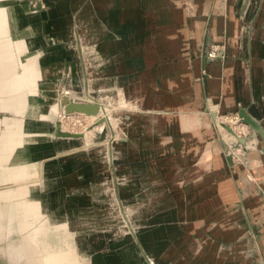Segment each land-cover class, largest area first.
I'll use <instances>...</instances> for the list:
<instances>
[{"label":"rangeland","instance_id":"1","mask_svg":"<svg viewBox=\"0 0 264 264\" xmlns=\"http://www.w3.org/2000/svg\"><path fill=\"white\" fill-rule=\"evenodd\" d=\"M0 1L7 7L3 17L0 10V54L12 47L18 34L25 41L18 51L0 59L11 63L9 72L0 73V89L22 77L19 93L36 98L26 106L12 103L4 108L3 100L12 91L0 93V264H95L94 255L109 248L100 264H223L224 259V264H252L251 253L260 254L264 264V231L242 226L250 219L261 223L260 207L245 202L264 204V180L253 170L255 162L249 158L257 141L252 138V145L243 142L252 128L238 110L218 113L212 93L204 85L214 70L224 79L233 59L239 57L249 65V55L241 58L232 49L231 14L224 0V23L220 30L217 23L214 25L213 39L207 38V32L211 18L220 15L219 7L214 6L216 0L209 4L204 0L168 3L169 15L163 20H159L163 4L157 0ZM238 1H247L238 14L239 38L245 51L252 38L264 39V26L260 27L264 22L258 19L264 4L260 0ZM255 1V13L248 21ZM201 19L198 32L196 29L193 37L189 36V28L183 24L190 20L194 25ZM179 40L184 43L178 49L180 57L169 54L164 60L187 62L190 83L199 84L198 96L191 94L190 98L200 108L189 103L184 84L155 69L157 59L163 58L158 48L164 45L172 51ZM22 56L25 59L19 63ZM49 60L58 61L47 65L53 74L42 72L40 67ZM194 62L197 74L191 71ZM62 98L98 101L103 112L91 117L65 112ZM172 114L182 122L170 136ZM203 119L202 128H212L217 138L216 149L208 151L222 155L220 170L229 177L235 195L218 203L213 196L217 182L213 185L209 176L212 166H202V172L193 174L195 167L188 165L186 149L176 150L198 139L199 130L193 124L200 126ZM72 134L81 137L62 138ZM66 139L72 140L69 148L54 144ZM262 149L264 146L258 147L259 152ZM189 153L198 151L190 149ZM208 157L209 153L203 159ZM159 160H165L167 167ZM257 163L264 165V160ZM245 173L252 175L256 185L252 191L258 199H246L251 191L249 183L242 188ZM31 197L42 201L37 210L24 205ZM77 204L78 212L74 209ZM68 208L72 210L67 212ZM59 210H65L62 217ZM64 212H72L66 216L67 222ZM57 213L65 217L64 222ZM52 215L57 220L49 223L55 220L50 219ZM85 217L87 221H83ZM69 219L84 224L76 221V225ZM88 221L95 227L85 228ZM119 226L123 227L120 231ZM87 232L92 233L88 236ZM31 233L35 238L25 239L24 235ZM79 235L84 239L87 235L94 243L79 238L83 243L80 247L88 244L94 250L86 246L85 252L79 249L84 255L76 251Z\"/></svg>","mask_w":264,"mask_h":264},{"label":"crops","instance_id":"2","mask_svg":"<svg viewBox=\"0 0 264 264\" xmlns=\"http://www.w3.org/2000/svg\"><path fill=\"white\" fill-rule=\"evenodd\" d=\"M206 3L209 4L210 0H204ZM227 6L228 11L231 14L230 15V33L232 34V49L235 54H238L241 56V58H247L248 55L250 57L249 59V65L246 63V61H241V59L238 57V59H233L231 65L228 66V72L226 73V77L222 79L218 76V72L216 70L213 71L212 77L210 79L205 80L204 85L205 88L208 89L212 93L213 101L216 103L219 112H225L226 110H238V113H242L243 111L241 108L245 109L250 115H252L255 119L258 120V122L264 127V39L261 37L259 39H253L251 34V45L247 46V49L245 51L241 47V41H240V35L238 30V24L239 20L241 19V15L238 16L240 13V9L242 5H246L243 3L244 1H238V0H224ZM259 1V0H257ZM253 8V11L251 15L248 18V21L250 18H252V15L255 13V7L256 3ZM262 1V5L264 4V0ZM222 0H216L214 6L219 7L220 9V15L216 18H211L208 32H207V38L213 39L214 38V25H218L219 30L222 28L224 23V9L221 8ZM247 6V5H246ZM226 10V9H225ZM258 19L262 20L264 22V13H258ZM203 19L197 21L193 24L190 23V20H187L183 25H186L189 28V36L193 37L195 34V30L199 29V26L201 24ZM247 21V23H248ZM264 26V23L260 26ZM182 32H184V29H181ZM258 31V30H256ZM253 33V32H252ZM186 34V33H185ZM247 37V35H246ZM180 44L178 47L173 48L171 51L170 48H164V45H161L159 50L163 53V58L157 59L156 62H158V68L161 72H163L169 80H177L180 82V84L185 85V89L188 93V100L189 103H195L196 108H200V104L195 100L190 98L191 94L192 96H198L199 91V84L194 83L191 84L189 81L190 73L186 70L185 66L187 62L185 61H179L177 63L167 62L164 60V58H168L169 54L174 55L175 57H180V54L178 53L179 48H183L184 43L180 41ZM247 43V41H246ZM230 51V50H229ZM237 55V56H238ZM162 67H164V70H162ZM194 74L198 73V65L197 62L193 63V67L191 70ZM251 80V82H250ZM168 82V80H167ZM169 83V82H168ZM194 115V114H193ZM220 115V114H219ZM219 115H217L219 117ZM195 118V115H194ZM204 118V115H203ZM196 120V119H195ZM170 122H171V131L169 135H173V132L175 130H178V127L181 126L182 118L179 117L177 114H172L170 116ZM196 121H194L195 123ZM204 119L202 120V123H200V126H196V124H193L194 127H196L198 132V139L195 141L188 142L187 144H184L182 147L176 149L179 151L182 148L186 149V159L188 162V165L195 167L194 173L197 174V172H202L203 167H205L207 164L212 166V171L209 176H211L213 180V185H216L215 182H217V190L213 192V196L217 197V203L220 200H228L229 198H234V191L231 186V182L229 180V177L227 174H223L220 170V167L224 165V159L221 154L218 152H212L208 151L209 149H216L217 144V138L214 134V131L212 128L210 130H205L202 128ZM180 128V127H179ZM220 132L224 133L222 129H220ZM252 138H255L257 141L256 147L254 146V149L251 150V155L249 156L251 162L253 163V170L261 175V178L264 180V165L259 164L256 162H261L264 160V149H262L260 152L258 151V147L264 146L262 140L258 138L255 134H252V136L249 137V139L246 141L248 144L251 145L250 140ZM175 146V143H173ZM192 149L193 151L197 150V154H191L189 153V150ZM209 153V160L203 159L205 155ZM160 165H164V167H167V164L165 160H159ZM203 166V167H202ZM202 167V169H201ZM176 170V169H175ZM177 171V170H176ZM218 176L221 178V180H218ZM177 177V176H176ZM204 178V177H203ZM220 183L223 184V186H220ZM244 183H249L250 185V191L247 195L246 199L251 196H255L257 198V195L252 190L256 187L253 177L250 173H245V179L242 182V188L244 187ZM222 187V188H220ZM200 191L203 190V186L200 187ZM209 190H211L209 186ZM215 193V194H214ZM212 197V196H210ZM258 199V198H257ZM246 204L251 207H256L257 205L260 207L261 210V223L255 222L252 219H250L249 222L242 225L243 228L247 229H253V228H259L261 231H264V204L260 205V203L255 202L252 204H249L245 200ZM184 209L186 208V203L184 201L183 204ZM211 209V208H210ZM250 214H254V212L249 208ZM208 211V210H207ZM206 211V212H207ZM205 212V213H206ZM190 219V218H187ZM221 244L219 248L220 250L223 248ZM250 254L253 259L251 261L252 264H262V256L260 254ZM221 255V254H219ZM211 257V255H210ZM254 260V261H253ZM225 259L223 260L224 264Z\"/></svg>","mask_w":264,"mask_h":264},{"label":"bare ground","instance_id":"3","mask_svg":"<svg viewBox=\"0 0 264 264\" xmlns=\"http://www.w3.org/2000/svg\"><path fill=\"white\" fill-rule=\"evenodd\" d=\"M157 1H159V2H162V6L160 7V14H159V16H160V18L161 19H159V20H163L164 18H166V16L167 15H169V9H168V3H171V4H177L178 3V1L179 0H157ZM11 2H16V1H11ZM59 9V8H58ZM0 10H1V16L6 12V10H7V7L5 6V4H4V2L3 1H0ZM3 17V16H2ZM15 19H17V18H15ZM14 19V20H15ZM10 23V22H9ZM5 29H8L9 27H7V26H3ZM167 27H169V25H167ZM167 29H170V28H167ZM1 31V30H0ZM1 34V33H0ZM70 35V34H69ZM24 40L19 36V34L14 38V39H12V47L9 49H5L4 50V53H2V54H0V59H4V57L6 56V55H9V54H11V53H13L14 52V50L16 49H19V48H21V46H23L24 45ZM16 44V45H15ZM40 44H42V42H40ZM2 51V50H1ZM18 51V50H17ZM15 53V52H14ZM23 59H25L23 56L21 57V58H18V62L19 63H21L22 61H23ZM75 61V60H74ZM58 61L57 60H49L48 62H42V64L40 65V67H41V69H42V72H48V74H53L54 73V71H49L48 69H47V65H51V66H53V65H55L56 63H57ZM18 63V64H19ZM10 65H11V63H9V62H6V61H2V60H0V73L3 71V72H5V70H6V72H7V70L9 69V67H10ZM72 68H73V66H72ZM5 72V73H6ZM8 72H9V70H8ZM50 72V73H49ZM73 73V72H72ZM78 73V72H77ZM2 75V74H1ZM43 75V74H42ZM44 76V75H43ZM52 76V75H51ZM65 77V76H64ZM68 77V76H67ZM71 77V76H70ZM73 77H74V75H73ZM78 77V76H77ZM16 78V77H15ZM63 77L61 76V78L59 77V79H62ZM66 78V77H65ZM14 79V78H13ZM81 79V78H80ZM73 80H75V77H74V79ZM21 82H23V79H22V77L20 78L19 77V81H17V80H12V81H10V82H6L5 83V85L4 86H2V88L0 89V93H4L6 90H9V91H12V93H10L9 95V97H7L6 99H4L3 100V103H2V107H7V105H10V104H12V103H20V104H25L24 106H26L27 104H30V103H32V102H34L35 100H36V98L33 96V97H31V96H28V94L26 95V93L24 92V93H19L21 90H23V88H19V86H18V83H21ZM3 83V82H2ZM83 83V82H82ZM23 84V83H22ZM51 86H53V85H51ZM99 86V85H98ZM54 87V86H53ZM56 89V88H55ZM55 89H53V91H55ZM73 89H74V87H73ZM77 89V88H76ZM81 89V88H80ZM52 90V89H51ZM50 90V91H51ZM14 91V92H13ZM93 91V90H92ZM52 92V91H51ZM58 92V91H57ZM81 92V91H80ZM9 93V92H8ZM53 94V93H52ZM55 94H56V91H55ZM58 94V93H57ZM7 95V94H6ZM105 96V95H104ZM99 97V96H98ZM91 100L93 99V98H90ZM103 99V98H102ZM62 109H63V111H64V107H65V105H67V104H79L80 106H82V109H84V111H75V113H82V114H85L86 116H89V117H91V116H95V114H96V112H103V105H101L98 101L96 102V104L95 103H81V102H70V101H68L67 99H65V98H62ZM91 105H96V107L95 108H93ZM241 110L243 111L242 112V114L243 115H245L246 116V118L249 120V121H251V123H252V126H250V128H252L251 130H252V132L250 133V135H249V137L250 136H252V134H255L256 135V133H258L259 135L257 136V137H259L261 140H262V142H263V144H264V127L258 122V120L257 119H255L252 115H250L245 109H243V108H241ZM23 111H25V110H22V114H23ZM63 113V112H62ZM93 118V117H92ZM94 119V118H93ZM216 119L217 120H219L220 119V117H216ZM225 130H226V132L228 131V128H224ZM101 130V129H100ZM244 130L245 129H243L242 131L244 132ZM222 131H223V128H222ZM229 132V131H228ZM21 133V132H20ZM89 133V132H88ZM97 133V132H96ZM104 133V132H103ZM74 134H77V133H74ZM74 134H72V135H69V136H62V138H68V137H70V136H72V137H74V138H80L81 136H76V135H74ZM79 134V133H78ZM80 134H82V136L84 135L83 133H80ZM100 134V133H99ZM86 136H88L89 137V134L88 135H86ZM87 137V138H88ZM90 137H92V136H90ZM249 137L247 138V139H245V140H243V142L244 141H247L248 139H249ZM91 139V138H90ZM93 140V139H92ZM56 141V140H55ZM75 141V140H74ZM73 141V142H74ZM54 142V141H53ZM57 143H59V144H57ZM72 143V140L71 139H66V140H61V141H58V142H54V144L57 146V145H59L60 147L62 146V147H66V148H69L68 147V145L70 146V144ZM75 143V142H74ZM250 143H251V145L252 144H255V139H251L250 140ZM73 144V143H72ZM55 146V147H56ZM76 146H78V145H76ZM60 147H59V149H60ZM61 147V148H62ZM57 148H58V146H57ZM63 148V149H64ZM22 168H20V169H15V170H21ZM43 170H44V168H43ZM49 171H51V170H49ZM48 173V172H47ZM47 173L45 172V175H47ZM47 178V177H46ZM43 184H46V182L45 183H43ZM1 185V184H0ZM61 193V192H60ZM62 194V193H61ZM61 194L59 195V196H61ZM60 198V197H59ZM62 199L61 200H63V198H64V195H62V197H61ZM73 198V197H72ZM65 199V198H64ZM71 199V197H69V202L70 201H72V200H70ZM74 199V198H73ZM79 199V198H78ZM83 199V198H82ZM60 200V199H59ZM74 200H76V199H74ZM79 200H81V199H79ZM78 200V201H79ZM84 201V200H83ZM82 201V202H83ZM24 202V205H27V206H30L31 208L30 209H32V210H37V206L39 205V204H41V202L42 201H39L38 199H37V197H35L34 199L31 197V198H29V200H25V201H23ZM62 202H64L65 203V200L64 201H62ZM66 202H68V200H66ZM68 202V203H69ZM85 202V201H84ZM26 203V204H25ZM77 203V202H76ZM79 203V202H78ZM79 204H81V201H80V203ZM79 204H77V205H75V207H74V209L78 212V210L76 209V207L79 205ZM64 205V204H63ZM65 205H67V204H65ZM64 205V207H68V206H65ZM72 206H74V203L72 204ZM71 206V207H72ZM80 206V205H79ZM83 206V205H82ZM62 209H63V207H62ZM72 209H70L69 210V208H68V210H67V212L69 211H71ZM80 210H81V208H80ZM80 210H79V212H80ZM59 211H61V210H59ZM58 211V212H59ZM62 211H65V210H62ZM61 211V213H60V215H61V217H62V212ZM74 211V210H73ZM83 211V210H82ZM75 212V211H74ZM72 213V212H71ZM71 213H69V214H71ZM76 213V212H75ZM57 214H58V216H57ZM56 214V216L57 217H60V215H59V213H57ZM69 214H66L65 215V212H64V215H65V217L66 216H68ZM76 215V214H75ZM79 215V214H78ZM78 215H76V216H78ZM33 215L31 214V217H32ZM55 216V215H54ZM54 216L52 215L51 216V218L50 217H48V218H50V219H53L54 218ZM71 217H73L72 215H70ZM70 216H69V218H70ZM75 216V218H79V217H76ZM60 217V218H61ZM64 217V216H63ZM65 217L64 218H61V219H63L62 221L64 222V220H65ZM60 218H58V220L60 219ZM74 218V219H75ZM86 218V217H85ZM50 219H48V220H50ZM55 219V218H54ZM66 222L68 221V217H66ZM84 219V218H83ZM57 220V218L55 219V220H50L49 221V223L50 222H54V221H56ZM71 220H72V218H71ZM70 219H69V221H70V223L71 222H75V224L76 225H79V224H77L78 222H81V220L79 221H77V220H75V221H71ZM87 221V218L86 219H84L83 221ZM88 220L90 221V219L88 218ZM46 221V223H47V220H45ZM61 221V220H60ZM76 221H77V223H76ZM82 221V222H83ZM89 221H88V224H89V226H88V224H87V226L85 227L84 225L82 226V227H85V228H88V227H91L92 225H91V223H89ZM65 222V223H66ZM82 222H81V224L80 225H82ZM91 222H92V220H91ZM94 222V224L96 225H98V223H95V221H93ZM92 222V223H93ZM69 223V222H68ZM68 223H66V226H68ZM87 222H85V224H86ZM58 224H60V225H62V223L61 222H59ZM64 224V223H63ZM83 224H84V222H83ZM70 225H74L73 223L72 224H69V227H70ZM76 225H75V227H74V229L76 228L77 229V227H76ZM91 225V226H90ZM95 225H93V227H95ZM100 225V224H99ZM99 225H98V228H101V226L99 227ZM107 225H110V223L109 224H107ZM65 226V227H66ZM105 226V225H104ZM69 227H68V229H69ZM72 227V226H71ZM72 227V228H73ZM97 227V226H96ZM107 227H109V226H107ZM112 227V226H111ZM111 227H110V229H111ZM114 227H115V225H114ZM113 227V228H114ZM120 227V226H119ZM119 227H118V229H119ZM122 227V226H121ZM120 227V229H119V231L120 230H122V228ZM67 228V227H66ZM85 228H83L84 230H85ZM92 228V227H91ZM104 227H102V229H103ZM71 229V228H70ZM75 229V230H76ZM79 229V228H78ZM81 229V228H80ZM79 229V230H80ZM89 229V228H88ZM102 229H100L101 231H102ZM105 229V228H104ZM104 229H103V231H104ZM115 229H117V228H115ZM73 230V229H72ZM99 230V231H100ZM108 230V229H107ZM83 231V230H82ZM82 231H80V233L79 234H81L82 235V233L84 234H86V231H84V232H82ZM91 231H92V229H91ZM113 231H114V229H113ZM118 231V232H119ZM82 232V233H81ZM108 232V231H107ZM106 232V234H110V233H107ZM116 232V231H115ZM87 233H89V234H87L88 236L92 233H90V232H87ZM102 233V232H101ZM105 233V232H104ZM113 233V232H112ZM97 234V233H96ZM78 235V234H77ZM87 235L85 236L86 238L84 239L82 236H78V239L80 238V239H84L85 241H87V238H88V241L87 242H89V244H90V242L91 241H89V237H87ZM95 235V234H94ZM99 235V234H98ZM102 235H104V236H106L105 234H103L102 233ZM37 236V235H36ZM84 236V235H83ZM24 237H25V239H27L28 240V238L30 237V238H33L34 236H33V234L31 233L29 236L28 235H24ZM75 237H77V236H75ZM75 237H74V239H75ZM91 237V236H90ZM100 237V236H99ZM108 237V236H107ZM35 238V237H34ZM38 238H39V236H38ZM94 238V237H93ZM105 238V237H104ZM111 238V237H110ZM77 239V240H78ZM79 239V240H80ZM91 239V238H90ZM101 239V238H100ZM35 240V239H34ZM76 240V239H75ZM84 240H83V242H84ZM94 240V239H93ZM96 240V239H95ZM99 240V239H98ZM102 240V239H101ZM100 240V241H101ZM106 240V239H105ZM99 241V242H100ZM74 242H78V241H74ZM98 242V241H97ZM115 242V241H114ZM82 242H81V240H80V242H78L77 243V245H79V244H81ZM91 243H93V242H91ZM96 243V242H95ZM105 243H106V241H105ZM104 243V244H105ZM94 244V243H93ZM99 244V243H98ZM110 244V243H109ZM74 245H76V244H74ZM82 245H83V243H82ZM84 245H85V243H84ZM96 245V244H95ZM67 246V245H66ZM71 246V245H70ZM81 245H79L78 246V249H75L76 251L77 250H79V249H81V248H83V247H80ZM86 246H89L88 244H86ZM84 247V248H87V247ZM91 246H93V245H91ZM98 246H101V244L100 245H98ZM107 246V245H106ZM68 247V246H67ZM76 247V246H75ZM69 248V247H68ZM73 248V247H72ZM71 248V249H72ZM77 248V247H76ZM83 248V250H84V252H85V249ZM89 248H92L93 249V247H90L89 246ZM104 248V247H103ZM70 249V250H71ZM74 249V248H73ZM102 249V248H101ZM87 250H88V248H87ZM94 250V249H93ZM74 251V250H73ZM72 251V252H73ZM110 251V248L108 249V250H106V251H104V252H97L96 253V255H94V261H95V264H100V258L102 257L103 258V256H104V254H106V253H108ZM79 252H80V250H79ZM81 253V255L83 254V252H80ZM79 254V253H78ZM77 254V255H78ZM75 255V254H74ZM84 255V254H83ZM80 256V255H79ZM79 256H78V258H79ZM81 258H82V256H80ZM11 258V257H10ZM78 258H76V259H78ZM83 259V258H82ZM82 259H80V261L82 260ZM79 260V259H78ZM78 262V261H77Z\"/></svg>","mask_w":264,"mask_h":264},{"label":"water","instance_id":"4","mask_svg":"<svg viewBox=\"0 0 264 264\" xmlns=\"http://www.w3.org/2000/svg\"><path fill=\"white\" fill-rule=\"evenodd\" d=\"M93 108L96 107V105H91ZM64 111L65 112H70V111H84V109H82V106H80L79 104H67L64 107ZM239 115L243 118V121L245 123H248L250 126H252L251 121H249L245 115H243L242 113H239Z\"/></svg>","mask_w":264,"mask_h":264},{"label":"built area","instance_id":"5","mask_svg":"<svg viewBox=\"0 0 264 264\" xmlns=\"http://www.w3.org/2000/svg\"><path fill=\"white\" fill-rule=\"evenodd\" d=\"M233 118H234V117H233ZM233 118H232V117H230V118H229V121H230V122H232V123H235V121H233ZM235 119H237V120H238V118H235ZM239 131H240V130H239ZM244 131H245V130H244ZM241 132H243V131L241 130Z\"/></svg>","mask_w":264,"mask_h":264}]
</instances>
